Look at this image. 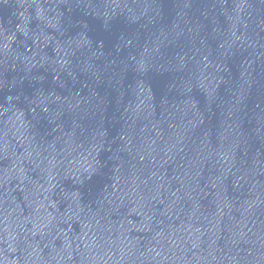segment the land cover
Here are the masks:
<instances>
[{"label": "water", "instance_id": "95a60500", "mask_svg": "<svg viewBox=\"0 0 264 264\" xmlns=\"http://www.w3.org/2000/svg\"><path fill=\"white\" fill-rule=\"evenodd\" d=\"M0 264H264V0H0Z\"/></svg>", "mask_w": 264, "mask_h": 264}]
</instances>
